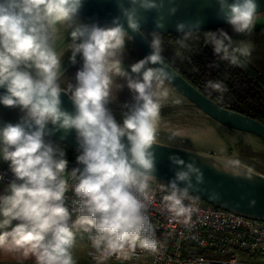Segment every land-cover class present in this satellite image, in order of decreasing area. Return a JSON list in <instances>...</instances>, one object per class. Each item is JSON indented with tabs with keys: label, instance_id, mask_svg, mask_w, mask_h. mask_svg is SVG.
<instances>
[{
	"label": "clouds",
	"instance_id": "1",
	"mask_svg": "<svg viewBox=\"0 0 264 264\" xmlns=\"http://www.w3.org/2000/svg\"><path fill=\"white\" fill-rule=\"evenodd\" d=\"M216 5L234 32L252 31L256 0H216ZM161 6L159 0H128L127 7L119 5L133 32L141 31L140 11ZM82 7L83 0H0V88L5 89L0 104L18 107L24 113L21 119L31 121L35 127L31 131L21 123L0 127V157L9 162L19 181L10 184V194L0 196V228L14 220L19 222L11 231L0 233V248L23 249L26 255L35 257L36 264H74L73 228L89 233L95 230L90 237L93 247L109 253L125 247L153 251L157 247L153 226L144 214V200L148 199L149 181L156 171L152 149L156 142L154 121L160 110L157 92L150 89L154 81L157 87L161 85L164 76L160 70L143 69L149 62L164 63L161 38L154 32L153 54L131 67L133 73H142L140 80L128 79L138 104L119 124L105 107L111 85L108 65L123 46L126 33L119 17L108 27L95 22L75 23ZM169 11L174 15L177 9ZM60 23L72 29L73 62L76 53L83 56L76 86L69 85L68 89L76 109L74 115L61 110L60 58L49 44L53 26ZM156 27L164 25L158 22ZM185 28V24H177L178 31L184 32ZM191 35L190 29L185 38ZM207 35L215 54L233 65L251 54L249 45L233 47L223 28ZM32 68L35 75L27 70ZM206 87L226 91L220 82L209 81ZM49 123L65 130L75 129L82 142L83 152L77 162L83 170L76 168L70 173L77 181L74 192L80 205L72 228L63 203L68 189L63 174L68 161L62 150L45 143L44 129ZM169 159L177 171L167 188L161 186L168 191L163 201L174 217H182L188 225L196 209L185 205L184 200L194 187L193 180L195 184L203 182V174L194 163L179 156ZM227 167L237 175L245 174L239 162Z\"/></svg>",
	"mask_w": 264,
	"mask_h": 264
},
{
	"label": "water",
	"instance_id": "2",
	"mask_svg": "<svg viewBox=\"0 0 264 264\" xmlns=\"http://www.w3.org/2000/svg\"><path fill=\"white\" fill-rule=\"evenodd\" d=\"M161 7L152 11H140L138 19L141 21V31L133 32L128 28L124 17L121 15L120 4L128 6V0H83V7L79 16L88 20L100 22V26H113L112 22L119 17L123 24L126 36L138 47L144 58L153 54L151 42L142 32L174 33L177 24L186 25L185 31L202 30L223 25L224 14L219 11L216 0H159ZM258 4L257 13L264 11V0H256ZM177 9L174 15L170 14V9ZM162 23L163 28H157V23ZM79 53L75 54V58ZM164 61V60H163ZM73 62L65 65L59 74H62ZM153 69L161 71L164 79L174 87L180 94L197 106L202 112L221 124L233 129L252 133L264 141V123L246 114L223 107L199 91L189 83L181 74L175 71L165 61L163 64L148 63ZM61 110L69 114H75V105L71 99V94L61 88ZM5 89L0 88V95ZM24 113L18 107H6L0 104V127L8 123L13 125L23 124L27 130H35L31 121L22 120ZM44 136L68 145L69 147L83 152L82 142L78 140L75 129H61L58 125L47 124L44 129ZM126 142V138H125ZM152 151L156 157V171L153 178L161 180L167 184L174 178L177 171L169 159L176 155L186 162L194 163L203 174V182L195 184L188 190L189 193L199 196L208 202L240 213L252 218L264 220V174L253 171L241 164L245 174L237 175L226 164L235 162L227 160L216 154L193 150L185 147L170 145L156 141ZM83 170V165L67 163L66 169ZM181 188L185 185L181 184Z\"/></svg>",
	"mask_w": 264,
	"mask_h": 264
},
{
	"label": "rangeland",
	"instance_id": "3",
	"mask_svg": "<svg viewBox=\"0 0 264 264\" xmlns=\"http://www.w3.org/2000/svg\"><path fill=\"white\" fill-rule=\"evenodd\" d=\"M98 23L78 16L75 23ZM71 28L63 23L52 28L50 46L60 58V70L71 61L73 44ZM145 59L138 47L125 36L123 46L109 60L111 77L110 95L105 107L117 121L122 124L124 118L137 106L136 93L128 87V79H142V73H133L131 67ZM83 67L82 53L75 62L59 74L58 83L68 91L69 85L76 86V73ZM152 68L148 63L143 70ZM153 69V68H152ZM35 75V69H27ZM142 70V71H143ZM150 91L157 92L160 104L159 115L154 121L156 141L185 147L193 150L214 153L220 157L264 174V141L256 135L230 128L212 119L187 98L180 94L165 79L157 87L154 81ZM70 93V91H68ZM179 101V103H177Z\"/></svg>",
	"mask_w": 264,
	"mask_h": 264
},
{
	"label": "built area",
	"instance_id": "4",
	"mask_svg": "<svg viewBox=\"0 0 264 264\" xmlns=\"http://www.w3.org/2000/svg\"><path fill=\"white\" fill-rule=\"evenodd\" d=\"M214 154V153H213ZM68 180L64 194V206L69 215H79V197L74 192L77 183L70 172L63 174ZM0 181L11 184L17 182L8 166L0 167ZM167 183L152 178L149 181L148 199L144 214L153 226L156 250L125 247L121 251L109 253L94 249L89 257L92 260L111 259L135 261L147 259V264H237L242 251L264 255V220L216 206L207 200L188 192L184 204L196 211L188 225L183 218L174 217L163 201L168 191ZM95 230L89 233L94 236Z\"/></svg>",
	"mask_w": 264,
	"mask_h": 264
},
{
	"label": "trees",
	"instance_id": "5",
	"mask_svg": "<svg viewBox=\"0 0 264 264\" xmlns=\"http://www.w3.org/2000/svg\"><path fill=\"white\" fill-rule=\"evenodd\" d=\"M219 28L228 33L233 47L244 44L250 46V56L241 57L239 65L222 60L215 54L207 33ZM142 32L152 42L154 32ZM187 32H158L162 49L160 55L163 60L217 104L264 123V11L256 14L250 33H236L229 25L195 30L186 39ZM209 81L222 83L226 91L220 93L206 87ZM44 140L54 149L62 150L63 158L68 163L79 164L77 157L81 152L46 136ZM6 231L8 229L0 233Z\"/></svg>",
	"mask_w": 264,
	"mask_h": 264
},
{
	"label": "crops",
	"instance_id": "6",
	"mask_svg": "<svg viewBox=\"0 0 264 264\" xmlns=\"http://www.w3.org/2000/svg\"><path fill=\"white\" fill-rule=\"evenodd\" d=\"M9 166V162L4 161L0 157V167ZM72 172L70 169H65V172ZM19 181H17L18 183ZM10 184L0 181V196L8 195ZM79 215H69L67 221L70 228L73 227L74 222ZM3 217L0 216V220ZM18 221H12V223L4 228H0V232L5 229L11 231ZM75 232V241L74 246L71 249L73 256L74 264H147V259L141 258L135 261H126V260H111V259H98L92 260L89 255L94 251L92 241L89 237V232H84L83 229L73 228ZM50 238V237H49ZM0 264H36L35 257L33 255L25 254L23 249H10L9 247L0 248ZM237 264H264V255H255L250 254L245 251H242L239 255Z\"/></svg>",
	"mask_w": 264,
	"mask_h": 264
},
{
	"label": "bare ground",
	"instance_id": "7",
	"mask_svg": "<svg viewBox=\"0 0 264 264\" xmlns=\"http://www.w3.org/2000/svg\"><path fill=\"white\" fill-rule=\"evenodd\" d=\"M228 165H230V164H226V166H228Z\"/></svg>",
	"mask_w": 264,
	"mask_h": 264
}]
</instances>
